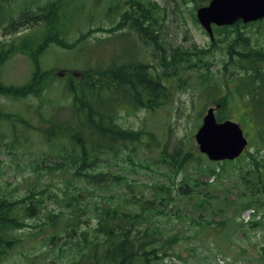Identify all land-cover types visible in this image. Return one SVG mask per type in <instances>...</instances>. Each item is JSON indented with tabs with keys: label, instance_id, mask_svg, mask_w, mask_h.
Returning a JSON list of instances; mask_svg holds the SVG:
<instances>
[{
	"label": "rangeland",
	"instance_id": "obj_1",
	"mask_svg": "<svg viewBox=\"0 0 264 264\" xmlns=\"http://www.w3.org/2000/svg\"><path fill=\"white\" fill-rule=\"evenodd\" d=\"M45 1L0 0V41L8 43L13 40L18 44L23 36H27L26 40L31 44L27 46L29 51L14 52L5 59L0 68V83L25 86L32 82L37 66L32 48L42 41L48 26L46 28L41 22L13 30L16 25H12L10 20H19L22 11L36 13ZM73 1L67 6L71 12L62 17L56 27L62 41L75 45L64 47L52 41L39 53L40 69L52 72L47 80L46 75L44 79H34L33 90L37 92L42 86L38 95L28 91L24 95L0 92V110L11 114L0 119V194L6 196V203H11L6 206H13L12 215L18 219L22 218L25 204H30L34 210L32 216L24 218V225L9 227L4 233V239L15 238L18 241L15 240L0 254V264H47L52 257L46 245L51 229L35 224L46 222L50 211H63L64 216L68 215L62 190L64 177H70L73 169L61 170L55 165L62 160L64 146L70 145L63 143L64 140L48 142L38 129L46 124L41 121L43 114H53L51 118L56 120L69 116L62 110L59 113L55 111L56 106L65 105L71 99L68 76L77 79L84 68H107L128 56L143 65L140 69L154 73V68H157L160 74L176 71L179 76L168 75L169 78L164 79L163 83L170 91L164 102L154 103L153 108L139 106L134 109L128 104L121 105L115 112L114 119L118 124L143 133L140 142L128 143L127 148L121 146L116 157H106L109 159L104 160L100 168L124 174L130 186L124 182L120 186L111 183L112 188L109 185L106 190L91 188L89 195L92 200L108 198V203L121 201L123 204L125 201L114 196L126 192L129 200L126 206L134 209L137 206L133 204V195L151 200L153 189L150 186L155 181L169 184L164 176L170 171L169 167L157 161L159 149L164 145L167 152L179 146L184 153H195V162H188L183 171L174 175L175 182L185 174L193 175L197 168L196 154L200 152L194 133L205 109L218 97L213 95L212 86L217 79L223 78L228 39L237 37L241 43L245 38L255 47H264V20L240 24L237 33L234 26L221 31L213 26L211 39L196 17L199 3L193 0ZM136 1L150 3V11L139 10ZM81 4L82 8L77 7ZM127 13L137 15L140 22H135L147 25L148 29L159 28L160 46L166 47L167 54L172 52L171 47L182 51L179 57L170 58L176 67L165 66L161 54H153L158 46L154 42L145 43L131 25L134 20L123 18ZM185 50L190 52V60L195 64L193 70L182 62ZM201 73L205 74L201 76ZM105 80L109 84L108 76ZM242 102L235 96L228 101L222 113L241 124L248 139L247 148L234 161H221L220 176L199 174L201 181L211 182L210 186L202 184L205 188H201L202 193L211 191V208L203 212L201 218H194V222L176 216L165 222L168 232L179 233L183 237L173 244L169 252L172 256H164L163 263L158 264H264V167L259 174V184H248L242 179L241 172L246 167L256 169L249 156L256 151L255 130L242 115ZM11 125H15L16 130ZM147 132L153 134L154 140ZM149 141L154 142L153 146L147 145ZM201 155L203 161H209ZM254 155L264 157V149ZM200 161L202 159L199 158ZM254 176L252 174V181L256 180ZM247 194H252L257 201L248 208H242ZM88 215L91 217L92 213ZM255 221H260V224L255 225Z\"/></svg>",
	"mask_w": 264,
	"mask_h": 264
},
{
	"label": "trees",
	"instance_id": "obj_2",
	"mask_svg": "<svg viewBox=\"0 0 264 264\" xmlns=\"http://www.w3.org/2000/svg\"><path fill=\"white\" fill-rule=\"evenodd\" d=\"M78 1L80 0L73 2ZM194 1L202 5L208 0ZM71 2L72 0L66 2L64 0H47L36 13L22 11L19 20H10L12 25H16L13 30H17L19 26L31 27L41 22L46 25V28L48 26V30L42 41L32 48L31 53H34L32 56L37 66L30 85L15 86L0 83V92L24 95L28 91L38 95L42 86L37 92L33 90L34 79L38 81L44 79L46 75L45 79L47 80L49 77L51 78L50 73L52 72L40 69L39 53L43 52L44 48L52 41L64 47L75 45V43L68 44L62 41L56 27V23H60L61 18L71 12L67 7ZM136 2L139 10L150 11V3ZM77 7L82 8V4ZM127 17L134 20L131 25L145 40V43L154 42L158 46L157 52L153 54H161L165 66L176 67L170 58L179 57L182 51L171 47L172 52L167 54L166 47L160 46L159 28L148 29L147 25L137 23L140 22L137 15L132 16L128 13L123 15L124 19ZM144 20L147 19L144 18ZM263 20L262 18L254 22ZM240 24L244 25L238 20L230 26H234L237 33L239 31L237 27ZM228 27L224 25L215 27V29L221 31ZM149 38H152L153 41ZM26 39H28L27 36H23L18 44H15L13 40L8 43L0 41V68L12 53L29 51L27 46L31 44H28ZM243 40L239 43L237 37L228 39L227 58L223 64V78L215 81L212 90L213 95H218L214 100V104L219 105L216 112L217 120L227 118L222 113V109L228 106V101H232L235 96L240 101L243 100L241 103L242 115L254 127L256 139L254 154H257L259 150L264 149V47H255L245 41L247 39ZM189 53L187 50L184 51L182 62L186 64L187 68L193 70L196 67L194 68L195 64L190 60ZM132 59L128 56L127 59H120L121 61L117 64L113 63L107 68L100 66L84 68L77 79L68 76L70 92L69 94L64 93L70 95L71 99L65 105L56 106L55 111L59 113V110H62L66 115L69 113V116L62 117L61 120L52 119L53 114L41 116V121L46 124L38 129L45 140L48 142L64 140L63 143L67 142L70 145V148L64 146L62 160L55 166L61 170L73 169L70 177H64L65 187L62 190V198L66 202L64 205L68 209L66 211L68 215L64 216L63 211L58 213L50 211L46 222L44 220L35 224V226L51 229L47 234L46 245L50 248L52 257L47 264L163 263L164 256H172L169 252L175 241L183 237L179 233L168 232L165 222H169L172 216L179 219L187 218L190 222H194V218H201V214L211 208V191L207 190L202 193L201 189L205 188L202 184L210 186L211 182L201 181L199 174H205L207 177L220 176V170L223 167L221 162L203 161L202 155L197 153V168L193 170V175L185 174L184 178L175 182L174 175L183 171L188 162H195L193 157L195 153L192 151L184 153L179 146H174L171 152L166 151V145L159 149L157 161L159 164L169 167L170 171L164 175L169 184L155 181L150 186L153 189L151 200L141 199L140 195H133L135 197L133 204L137 207L132 209L130 206H126L129 201L126 199V192L111 195L122 199V202L125 201L123 204L121 201L108 203V198L100 201L92 200L90 197L91 188L106 190L109 185L112 188V184L120 186L122 182L130 186L124 174L112 173L100 168L103 166L104 160L116 157L117 150L121 146L125 145L127 148L128 143L140 142V136L143 133L142 130H134L118 124L114 119L117 108L126 104L134 109L139 106L153 108L154 103L164 102L170 94L169 87L163 83L164 79L169 78L168 75L176 74L178 76L176 71L160 74L157 68H154V73L148 69L147 71L140 69L143 65ZM204 74L201 73V76ZM106 76L109 78V84L105 80ZM128 98L130 101H127ZM52 113L55 112L52 111ZM5 115L10 116L11 114L0 111V117H6ZM147 135L152 137L151 140H154L153 134L147 132ZM153 143V141H149L147 145L151 147ZM254 154H249V156L256 169L246 167L241 172L242 179L248 184H259V174L264 167V157ZM108 156L109 158L106 159ZM199 158L202 161L199 162ZM147 167L151 169L150 166ZM217 168L218 170H216ZM252 174L255 175L253 178L256 180L254 181L251 179ZM245 196L248 198L244 201L245 204L242 208H248L251 203L253 205L257 201L252 194ZM21 201L24 202L25 199ZM6 202V196L0 194V247H3L0 249V254L4 253L16 240L15 238H3L7 229L16 227V225H24V218H29L34 214L33 207L30 204H25L22 218L18 219L12 215L13 206H6L11 203ZM90 212L92 213L91 217L88 215ZM164 217L167 220L163 221ZM254 224L258 225L260 221H255ZM176 255L180 258L178 254ZM262 258L264 259V248Z\"/></svg>",
	"mask_w": 264,
	"mask_h": 264
},
{
	"label": "water",
	"instance_id": "obj_3",
	"mask_svg": "<svg viewBox=\"0 0 264 264\" xmlns=\"http://www.w3.org/2000/svg\"><path fill=\"white\" fill-rule=\"evenodd\" d=\"M196 15L212 36V23L228 25L238 19L247 22L264 17V0H209L197 8ZM194 138L199 151L210 160L233 159L247 145L240 124L231 119L217 121L213 106L206 109Z\"/></svg>",
	"mask_w": 264,
	"mask_h": 264
}]
</instances>
